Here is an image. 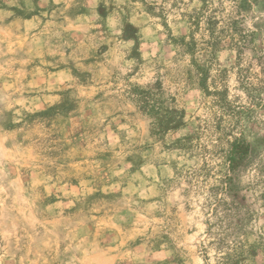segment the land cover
Segmentation results:
<instances>
[{
  "label": "rangeland",
  "instance_id": "rangeland-1",
  "mask_svg": "<svg viewBox=\"0 0 264 264\" xmlns=\"http://www.w3.org/2000/svg\"><path fill=\"white\" fill-rule=\"evenodd\" d=\"M238 1L0 0V264H264V0Z\"/></svg>",
  "mask_w": 264,
  "mask_h": 264
},
{
  "label": "trees",
  "instance_id": "trees-1",
  "mask_svg": "<svg viewBox=\"0 0 264 264\" xmlns=\"http://www.w3.org/2000/svg\"><path fill=\"white\" fill-rule=\"evenodd\" d=\"M252 2L249 0H239L237 4V13L241 15L242 17H245V13L248 10H251L253 7ZM199 15L201 13H198ZM232 31L236 32L238 34V39L242 44H247L248 41H253L256 37V32L252 31L250 34V39L248 40V35H243L242 34V29L238 27H233ZM252 35V36H251ZM174 41V44L178 47L181 48L182 53L191 55L193 64L198 68L199 73L202 74V77L200 78V83L206 79V74H205V67L199 63V57L196 52V47L197 43L195 41H188L186 40L185 36L179 37L172 39ZM134 91V90H133ZM135 93L138 96H141V100L143 99L146 100L149 98V94L151 93L150 90H145V89H139L135 90ZM152 94V93H151ZM251 151V145L249 142H247L244 138L242 137H236L231 143H230V148L226 154V174L225 178L221 179V187L217 189L218 195L216 194V201L211 207V215L215 217L216 223H210L211 224V229L216 226L217 229L218 227L220 229L224 228L227 229L228 225H230L231 220L233 217L237 216V213H233L231 209L229 208V199L232 204H236L237 208L241 204L239 203V199H241V191L240 187L237 183L236 179V173L238 169L241 167V165L244 163V161L247 159ZM216 191V193H217ZM215 194V193H214ZM228 236V234L225 232L222 234V237L220 242L222 243L224 239Z\"/></svg>",
  "mask_w": 264,
  "mask_h": 264
}]
</instances>
